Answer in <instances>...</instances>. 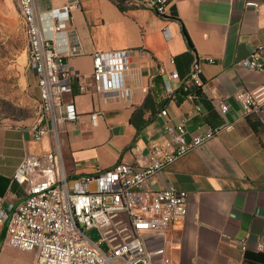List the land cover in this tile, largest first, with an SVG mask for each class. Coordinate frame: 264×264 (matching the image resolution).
<instances>
[{"label": "crops", "instance_id": "obj_1", "mask_svg": "<svg viewBox=\"0 0 264 264\" xmlns=\"http://www.w3.org/2000/svg\"><path fill=\"white\" fill-rule=\"evenodd\" d=\"M246 1L174 0L169 16L160 18L153 11L113 0H35L45 34L57 50L80 51L64 58L77 75L74 95L66 102L75 103L78 118L56 124L40 123L39 117L0 124V205L16 206L24 199L23 187L13 181L24 158L50 153L58 144L73 186V180L94 176L119 161L147 167L153 149L165 146L168 123L186 119L191 133L232 125L170 165L145 190L175 188L189 194L186 216L164 239H157L174 264H264V114L244 117L234 98L264 84V73L237 65L258 47L264 48V0H251L261 4L259 11L247 8ZM72 3L79 8L71 12L67 32L53 33L47 14ZM121 50L131 51L125 75L128 99L98 92L93 80V55ZM170 59L181 79L170 83L174 92L160 75ZM198 61L204 83L199 100L178 103L181 81ZM157 76L164 83L163 96L170 99L167 113L153 117L145 111L143 120L149 123L138 131L132 119ZM34 81L39 96L35 75ZM81 86L86 91H80ZM226 97L230 109L222 115L217 101ZM40 126L50 127L52 133L39 136ZM5 232L0 222V264H30L6 247Z\"/></svg>", "mask_w": 264, "mask_h": 264}, {"label": "built area", "instance_id": "obj_2", "mask_svg": "<svg viewBox=\"0 0 264 264\" xmlns=\"http://www.w3.org/2000/svg\"><path fill=\"white\" fill-rule=\"evenodd\" d=\"M113 1L117 5L153 11L160 18L169 16V8L174 2ZM15 2L24 22L28 67L37 81L39 122L56 124L60 120H77L75 103L66 102L67 96L74 95L77 75L64 58L79 55L80 51L57 50L55 42L45 34L44 17L38 13L35 0ZM245 6L259 11L261 4L248 0ZM78 8V3H72L50 11L47 16L53 33L65 35L71 12ZM164 34L170 38L168 30ZM130 55V50L93 55V80L98 92L116 93L124 99L130 97L125 84ZM175 65V60L170 59L160 72L172 92L170 83L181 80ZM237 65L264 73V48L258 47ZM201 73V62L198 61L181 81L180 88L187 94L186 100H199L194 89L204 86ZM80 91H86L85 87L81 86ZM234 98L244 117L264 114V84L254 91L238 92ZM196 108L201 111L199 104ZM217 108L222 115L229 112L227 97L217 101ZM166 113L167 109L160 114ZM92 117L96 121L99 114ZM232 128V125L207 126L203 131L191 133L186 119L176 124L168 123L164 126L165 146L153 149L147 167L119 161L94 176L73 180V186L67 179L59 144L50 153L26 156L13 177V181L23 187L24 199L16 206L4 208L0 205V222L6 227L5 243L34 253V264H174L165 246L157 239H164L171 227L186 216L189 194L175 188L149 193L145 185L223 130ZM37 133L46 136L52 131L48 126H40ZM90 230L99 232L98 241L88 237ZM104 245L107 250L102 249Z\"/></svg>", "mask_w": 264, "mask_h": 264}, {"label": "rangeland", "instance_id": "obj_3", "mask_svg": "<svg viewBox=\"0 0 264 264\" xmlns=\"http://www.w3.org/2000/svg\"><path fill=\"white\" fill-rule=\"evenodd\" d=\"M24 22L15 0H0V122L27 121L40 116L34 74L28 67ZM87 235L98 241L97 230ZM23 261L34 264L36 255L6 246ZM103 250H107L104 245ZM3 254V253H2Z\"/></svg>", "mask_w": 264, "mask_h": 264}, {"label": "trees", "instance_id": "obj_4", "mask_svg": "<svg viewBox=\"0 0 264 264\" xmlns=\"http://www.w3.org/2000/svg\"><path fill=\"white\" fill-rule=\"evenodd\" d=\"M185 35L189 44L191 45V41L189 40L186 32ZM163 86L164 83L162 81V78L160 76H157L155 78V87L150 91L148 97L146 98L144 106L135 113L132 119V123L138 129V131L142 130L149 123V121L143 120V114L145 113V111L151 112V115L155 117L167 109L170 99L163 96ZM194 90L197 97H200L202 89L195 88ZM186 95L187 94L184 92V90L180 89L177 92L175 99L178 103H181L183 100H185Z\"/></svg>", "mask_w": 264, "mask_h": 264}, {"label": "water", "instance_id": "obj_5", "mask_svg": "<svg viewBox=\"0 0 264 264\" xmlns=\"http://www.w3.org/2000/svg\"><path fill=\"white\" fill-rule=\"evenodd\" d=\"M3 238H4V235H3V237H2V240H3ZM2 240H1V242H2Z\"/></svg>", "mask_w": 264, "mask_h": 264}]
</instances>
